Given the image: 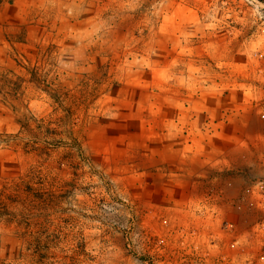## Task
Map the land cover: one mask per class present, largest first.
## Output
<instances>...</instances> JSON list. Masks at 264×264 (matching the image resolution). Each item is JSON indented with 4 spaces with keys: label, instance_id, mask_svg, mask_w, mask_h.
I'll return each mask as SVG.
<instances>
[{
    "label": "rangeland",
    "instance_id": "1",
    "mask_svg": "<svg viewBox=\"0 0 264 264\" xmlns=\"http://www.w3.org/2000/svg\"><path fill=\"white\" fill-rule=\"evenodd\" d=\"M1 1L0 264H264V2Z\"/></svg>",
    "mask_w": 264,
    "mask_h": 264
},
{
    "label": "trees",
    "instance_id": "2",
    "mask_svg": "<svg viewBox=\"0 0 264 264\" xmlns=\"http://www.w3.org/2000/svg\"><path fill=\"white\" fill-rule=\"evenodd\" d=\"M261 1L264 2V0H261ZM1 3H2V1L0 0V4H1ZM14 186H15V188H18L19 186H21L22 189H23V191L25 192L26 195L32 193V189H31L30 187L26 186L25 184H23L22 182H21V185L16 184V185H14ZM11 189H12V187L4 186V187L0 190V197H2V196H6V192L11 191ZM33 194L36 195V193H33ZM7 198H8V200L11 199V201L22 200V199L20 198L19 193H18L17 195H7ZM7 209H8V208H7V205H6L4 202L0 201V215H11V214L8 212ZM10 217H12V218L14 217V218H15L16 216H10Z\"/></svg>",
    "mask_w": 264,
    "mask_h": 264
},
{
    "label": "crops",
    "instance_id": "3",
    "mask_svg": "<svg viewBox=\"0 0 264 264\" xmlns=\"http://www.w3.org/2000/svg\"><path fill=\"white\" fill-rule=\"evenodd\" d=\"M174 165H175V169L173 168L172 170H170L171 171L170 175L173 177L174 176L177 177L174 180H181V178L182 179H188V178H190L191 174L195 173V169L193 167L189 168V163L181 161L180 164H174ZM185 201H187V200H185ZM186 205H188V204H186Z\"/></svg>",
    "mask_w": 264,
    "mask_h": 264
}]
</instances>
